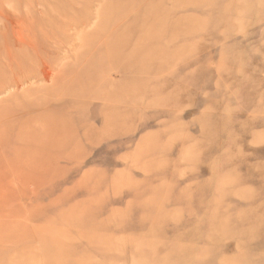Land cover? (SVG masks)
Returning a JSON list of instances; mask_svg holds the SVG:
<instances>
[{
    "label": "rangeland",
    "instance_id": "1",
    "mask_svg": "<svg viewBox=\"0 0 264 264\" xmlns=\"http://www.w3.org/2000/svg\"><path fill=\"white\" fill-rule=\"evenodd\" d=\"M0 264H264V0H0Z\"/></svg>",
    "mask_w": 264,
    "mask_h": 264
}]
</instances>
